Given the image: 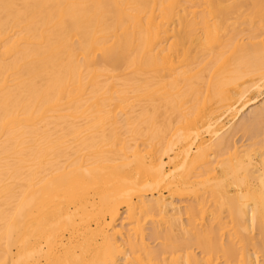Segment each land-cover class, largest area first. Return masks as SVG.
<instances>
[{
    "label": "bare ground",
    "instance_id": "obj_1",
    "mask_svg": "<svg viewBox=\"0 0 264 264\" xmlns=\"http://www.w3.org/2000/svg\"><path fill=\"white\" fill-rule=\"evenodd\" d=\"M228 1L0 0V264H197L189 234L200 264H264V129L232 141L244 102L218 124L264 92V39H222Z\"/></svg>",
    "mask_w": 264,
    "mask_h": 264
},
{
    "label": "rangeland",
    "instance_id": "obj_2",
    "mask_svg": "<svg viewBox=\"0 0 264 264\" xmlns=\"http://www.w3.org/2000/svg\"><path fill=\"white\" fill-rule=\"evenodd\" d=\"M235 2H234L235 4L231 3V1L226 2L227 5L225 7H227L230 4L229 7H231V8L226 10L225 15L227 14L226 15L227 18H225L226 16L224 15V17H223L224 19L221 21L223 24L222 30L220 31V36L222 37V39L226 40L230 36L232 31H230L231 27H229V25L232 22H236V24H235V26L237 28L236 30H238L243 35V38H246L249 34H254V35L261 34L263 36L262 39H264V14H262L260 11H259L260 13L258 12V6L256 4L258 2H263V0H237V1L235 0ZM222 5L224 7V4H222ZM200 9L201 8H199L198 10H200ZM226 19H228V20L225 22ZM257 41H259V39ZM243 42L246 43V40H244ZM262 42L264 43V40ZM254 78H255V76H247L246 75L244 78L241 79L240 82L243 85L246 84L245 85V87H246L247 85L249 86L251 84V82L254 80ZM119 83H121V80ZM256 85L259 87L264 85V78L262 80H259V82ZM202 89L203 88H201V90ZM263 95H264V92H262L261 89H258V88L256 89L255 87H252V88H250V91L246 94L243 101L241 100L240 102L236 103L232 107H224V108L219 109V112H218L219 113V116H218L219 117V119H218L219 123L218 124L223 125L222 129H224L231 122L232 113L234 112V110L237 108H240V106L244 102L245 105L239 110L240 113L238 114V120H237L236 125L239 126L241 124H245L246 126H248L247 127L248 130L246 129L247 131L245 130V131L238 132L235 135V137L232 139V141L236 142V145H239V146L242 145L243 146L242 149L246 148V147H250V145L252 143L259 141L260 137H258V136L256 137L254 135V133H256V132L258 133L259 131L261 132L262 131L261 129L262 128L264 129V124H263L264 118H262L261 116L259 117V114H258L259 108H252L253 110H250L249 112H247L249 108L246 109L247 106L248 107L254 106L256 104V102ZM188 106H189V104L185 105V107H188ZM255 109H257V111ZM251 111H253V112H251ZM254 114H257V115H254ZM256 116L260 119L255 118ZM245 121H248L247 122L248 124H246ZM260 121L262 123H260ZM251 122L253 125L251 124ZM218 124H217V126H219ZM254 124H255V126H254ZM259 124H260V128L258 127ZM256 129H258L259 131ZM123 132H124V129L122 128V126L118 125L117 126V133L121 138H123ZM216 134H218V133H216ZM205 135L206 136H204V137L208 138L207 137L208 135L206 133H205ZM229 136H231V135H229ZM228 139L231 140L230 137ZM255 147H258V145H256ZM193 149L195 150V148H193ZM174 200L181 207L182 211L186 210V208L188 206H191L194 204L193 201L191 199H189V197L187 195H181L180 197H175ZM208 205H209V210L212 209V203H208ZM223 215L225 217L227 214L223 213ZM123 216H124V209H121L120 210V218ZM184 223L185 224L187 223L186 220H184ZM145 228H146V232H145L146 233V241L148 244H150L151 249L152 250L164 249L165 251H167L164 254L163 258L167 259V258H170L171 256L176 258V257H178V255H181L180 252L176 253L175 255H170L171 251L179 249L175 244V243H179V244H181L180 249L186 250L189 248V250H187V252L193 251L192 254H195L194 257L196 256L197 264H200L198 262V260L201 261V258L204 255L200 253L199 249H197V245L195 242L196 239L195 238L193 239V236L191 234H189L190 236H187V235L181 236L180 235L181 239L178 236L174 237L171 235L172 236L171 240L176 241L174 243L175 246L172 245L173 247H171L170 246V242H171L170 237L166 239L165 238L166 236L161 233L159 235V238L157 240L153 239L154 240L153 241L150 237V235L152 234L151 225L148 223L147 226H145ZM197 228H198V226H197ZM247 235L250 236L249 234H247ZM248 236H246L247 239H250L251 241L254 240L251 243L249 241V243H250L249 247H252V246L257 247L256 246L258 243L257 241L259 240L258 239L259 238L258 231L254 230L252 232V235H251V236H253L252 238L251 237L248 238ZM226 241H227V238H225L222 241V243H224L223 245L227 244ZM254 242H257V243H254ZM238 246L239 245H237L236 247H238ZM212 258L215 259V261L218 264H223V262L225 260L224 253L222 251L221 252L218 251V253L217 252L212 253ZM260 258H261V256H260ZM179 261H181V259Z\"/></svg>",
    "mask_w": 264,
    "mask_h": 264
}]
</instances>
